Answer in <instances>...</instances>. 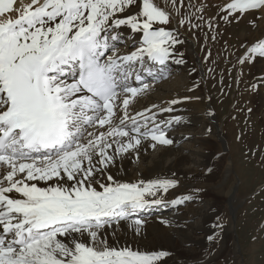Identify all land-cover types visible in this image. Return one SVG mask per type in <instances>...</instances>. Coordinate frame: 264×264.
Listing matches in <instances>:
<instances>
[{
    "label": "snow or ice",
    "instance_id": "1",
    "mask_svg": "<svg viewBox=\"0 0 264 264\" xmlns=\"http://www.w3.org/2000/svg\"><path fill=\"white\" fill-rule=\"evenodd\" d=\"M134 3L32 0L12 19L6 14L14 0H0V264H158L168 255L112 246L102 235L106 227L161 204L148 197L176 186L169 179H100L114 159L107 151L113 144L122 153L149 137L173 143L158 124L147 127L152 118L143 112L137 113L143 125L129 115L130 104L149 88L141 73L159 78L145 65H165L179 42L164 28L153 29L154 22L168 23L153 0H142L138 15L116 18ZM261 7L264 0H231L226 11ZM122 25L142 33V44L117 56L110 41L119 37L109 33ZM109 51L113 55L106 56ZM249 54L264 57V40ZM130 76L141 87L132 86ZM105 126L103 132L88 130Z\"/></svg>",
    "mask_w": 264,
    "mask_h": 264
},
{
    "label": "bare ground",
    "instance_id": "2",
    "mask_svg": "<svg viewBox=\"0 0 264 264\" xmlns=\"http://www.w3.org/2000/svg\"><path fill=\"white\" fill-rule=\"evenodd\" d=\"M220 1L222 0H194V7L191 9L190 17L187 20L190 23L195 21V9L198 5L207 7L210 4L212 8L218 9L221 8L220 4L222 2L220 3ZM31 4L32 0H14L13 10L6 15L15 19L20 14V11ZM141 5L142 0H136V3L126 8L123 13H117L116 18L138 15ZM255 12L262 13V18L259 26L251 30L253 35L249 38L250 40L261 39L264 32V7L259 8ZM177 14V21L179 22L180 17ZM207 17V14L201 13L202 20L207 19ZM179 26L180 24L178 23L177 28L166 30L171 32L175 39L179 41L170 47V58L166 64L148 63L145 65V67L151 68L159 78L148 76L146 72L141 73L144 77L143 81L149 84V88L144 90L130 104L128 111L130 116H137V113L143 112L146 117L152 118L148 121V128H154L158 124L166 137L171 139L173 143L188 139L192 149H190V153H186L182 149L183 146L176 148L175 143L161 145L151 140L150 137L142 139L139 146L128 152L118 153L116 151L118 145L113 144V147L107 151L114 159L104 173L100 174V179L103 182L108 183L106 176L111 175L115 181L122 183L169 179L176 181V186L169 189L167 193L161 191L157 193L156 197H148V199H161V201L171 200L170 203L152 204L138 211L131 219L121 220L118 224L114 223L111 227H106L102 235L107 239L109 245L112 246H129L146 253L166 252L168 255L162 257L158 264H216L217 260L227 252L233 242L235 264H244L238 254V243H234V225L231 222L225 229L223 244L217 251L218 256L215 255L204 262H202L203 260L193 263L186 261L191 257H199L200 255H197V253L203 251L204 247L210 244V239L216 231V225L214 226L212 221L217 215V213H210V210L218 208L220 212L221 209L218 205L225 202H229L231 209H235L236 191L234 189L236 182L232 183L230 189L225 188V185L231 180L232 173H234V160L225 155L218 157L215 151L219 144L223 145L226 142L225 127L218 124V112L213 107V98L208 94V86H204L199 78L204 73L202 72L204 64L200 61L196 51L199 42L197 39L190 37ZM243 27L245 26L243 25ZM109 34L119 37L117 41H110V43L115 45V55L117 56L129 55L141 47L142 33L133 32L130 26L122 25L114 28ZM122 34L126 35L125 41L120 38ZM208 36L211 37V35ZM209 37L205 39L206 43H211L209 42ZM218 37L217 30L210 40L212 41L213 38L216 39ZM215 39L214 43L216 44ZM120 40L124 41L123 43L125 44L129 40L131 42L130 45L120 46ZM182 43L185 44L184 47L180 46ZM110 55H113L111 51L106 53V56ZM177 59L182 60L183 63H175ZM220 59L221 57L218 56L217 62ZM251 63L250 71L252 75L261 80L254 90L255 96L253 98L257 107L260 108L259 111L264 124V84L262 83L264 57L256 55ZM169 66L173 72L180 69L183 70V73L179 75V79L176 78V81H172V78H167L160 84L151 81L169 76L170 73L167 74L165 72L162 76L160 75V70L163 69L164 71ZM136 67L139 71L138 64ZM209 79H211L210 76ZM128 82L132 86L141 87V84L135 80L134 76H130ZM224 98H228L225 92ZM174 100L178 101V103L172 104L171 102ZM168 108L172 110L162 111V109ZM148 109H151V111H148ZM237 116L235 117L236 119ZM137 120L141 125L145 123L143 117L137 116ZM255 121L256 119L253 122L249 119L248 125L242 127L241 130L252 133L253 129L256 128L257 121ZM250 124L251 128L248 127ZM106 128L107 126L88 130L98 133L105 131ZM255 137L260 138L258 135L250 134L249 143L252 144ZM123 140L126 141L127 138H123ZM194 146L199 147V150H194ZM231 156L233 157L234 154L232 153ZM248 165L253 166L251 162ZM240 168L241 180L248 181V177L246 176L245 178L243 174L242 164ZM39 184L44 186L45 182L40 181ZM196 185L208 188V193L203 195L205 197L204 200L199 196L190 194V189ZM185 196H190L192 199L185 200L181 204L173 203V201ZM134 219H141L142 224H133L132 220ZM209 223L212 230L207 226Z\"/></svg>",
    "mask_w": 264,
    "mask_h": 264
},
{
    "label": "rangeland",
    "instance_id": "3",
    "mask_svg": "<svg viewBox=\"0 0 264 264\" xmlns=\"http://www.w3.org/2000/svg\"><path fill=\"white\" fill-rule=\"evenodd\" d=\"M193 1L153 0L154 5L168 15L167 24L154 22L153 29L164 28L168 30L177 28L179 23V27L184 32L199 42L196 51L200 61L204 64L202 70L204 73L199 78L204 86H208V94L213 98V107L218 112V124L225 127L226 142L223 145L219 144L215 151L218 157L225 155L234 160V173H232L231 180L228 181L225 188L230 189L232 183L236 182L234 189L236 191V207L233 210L230 203L225 202L218 205L221 209L220 212L218 208L210 210V213H217L212 221V224L216 225V231L210 239V244L206 245L203 251L197 253V255H200L199 257H191L186 261L193 263L203 260L202 262H204L215 255L218 256L217 251L223 244L225 229L231 222L234 225V243H238V254L243 263L264 264V124L259 111L260 108L257 107L253 98L255 96L254 90L261 80L252 75L250 71L251 61H253L255 56L252 57L249 54V49L254 44L264 40V32L261 39H249L253 35L251 30L259 26L262 13L255 12L258 10L255 9L245 13L236 12L229 14L225 5L230 3L231 0H222L220 1V3L222 2L220 4L221 8L218 9L212 8L210 4L207 7L198 5L195 9L196 19L193 23H190L187 18L190 17V11L194 7ZM141 10L142 5L138 14ZM202 12L208 15L207 19L202 20ZM175 13H178L177 15L180 17L179 22ZM140 18L143 19V17ZM217 30L219 37L216 38L217 40L213 38L211 41L212 35ZM208 35H211V37ZM125 37V34L120 36L124 41L126 40ZM208 37L211 43L205 42ZM123 42L120 40L119 45H130L131 41L129 40L127 44ZM180 46L184 47L185 44L182 43ZM218 56L221 59L217 62ZM242 60L244 61L243 63H241ZM182 71L180 69L173 72L169 66L164 70L165 73H170L169 76L167 75L168 77H161L151 81L158 84L167 78H172V81H176V78L179 79V75L183 73ZM209 76L211 79H209ZM262 81L264 84V76ZM143 82L146 83L145 81ZM224 92L228 97L227 99L224 98ZM234 113L238 115L237 119ZM241 117L243 118L240 119ZM249 119L251 122L254 119L258 122L255 121L256 128L253 129L252 133L241 130L242 127L248 125ZM248 127L251 128V124ZM250 134L258 135L260 138L255 137L251 144L249 143ZM189 143L188 139H183L176 142L175 146L176 148L183 146L182 149L186 153H190L192 146ZM193 149L199 150V147L194 146ZM232 153L234 154L233 157L231 156ZM250 162L253 166L248 165ZM241 164L245 178L246 176L248 177L246 182L241 180ZM206 193H208V188L205 186L196 185L190 189L192 196H199L202 200L205 199L203 195ZM170 202L171 200L162 201L164 204ZM207 226L212 230L210 223ZM233 245L232 242L227 252L217 260L216 264H235Z\"/></svg>",
    "mask_w": 264,
    "mask_h": 264
}]
</instances>
